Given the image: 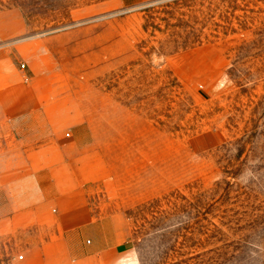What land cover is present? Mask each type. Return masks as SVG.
<instances>
[{
	"label": "rangeland",
	"instance_id": "1",
	"mask_svg": "<svg viewBox=\"0 0 264 264\" xmlns=\"http://www.w3.org/2000/svg\"><path fill=\"white\" fill-rule=\"evenodd\" d=\"M8 12L22 39L61 36L82 81L86 196L123 239L108 264H264V0H0ZM82 241L2 229L0 264H72Z\"/></svg>",
	"mask_w": 264,
	"mask_h": 264
},
{
	"label": "crops",
	"instance_id": "2",
	"mask_svg": "<svg viewBox=\"0 0 264 264\" xmlns=\"http://www.w3.org/2000/svg\"><path fill=\"white\" fill-rule=\"evenodd\" d=\"M26 34L20 13H0V230L55 229L64 244L90 236L72 264H108L123 239L100 231L105 219L86 196L93 163L82 152V81L67 76L61 36Z\"/></svg>",
	"mask_w": 264,
	"mask_h": 264
},
{
	"label": "built area",
	"instance_id": "3",
	"mask_svg": "<svg viewBox=\"0 0 264 264\" xmlns=\"http://www.w3.org/2000/svg\"><path fill=\"white\" fill-rule=\"evenodd\" d=\"M22 68L24 69L25 68V65H22ZM21 260L23 259V257L20 258Z\"/></svg>",
	"mask_w": 264,
	"mask_h": 264
}]
</instances>
